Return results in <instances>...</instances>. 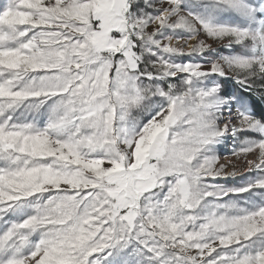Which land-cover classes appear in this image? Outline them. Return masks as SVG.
Wrapping results in <instances>:
<instances>
[{
  "label": "snow or ice",
  "instance_id": "6c2138e0",
  "mask_svg": "<svg viewBox=\"0 0 264 264\" xmlns=\"http://www.w3.org/2000/svg\"><path fill=\"white\" fill-rule=\"evenodd\" d=\"M229 74L264 99V0H6L0 264H264V111ZM228 138L257 159L207 183Z\"/></svg>",
  "mask_w": 264,
  "mask_h": 264
},
{
  "label": "rangeland",
  "instance_id": "374dc122",
  "mask_svg": "<svg viewBox=\"0 0 264 264\" xmlns=\"http://www.w3.org/2000/svg\"><path fill=\"white\" fill-rule=\"evenodd\" d=\"M5 2L6 0H0V6H2ZM197 38L198 39L197 41H195V44L203 39L206 41V43L211 45L212 49H214L215 52L220 54H228V52L225 50V45L227 44V40L216 41L206 38L203 34L197 36ZM186 41L188 44V42L191 40H187V35L185 34L184 39L179 40V45L185 47V50L187 51ZM174 43L176 42L174 41ZM208 58L213 59L215 58V56L212 55L209 56ZM188 59L198 61L200 57H191V58L187 56L180 57V61H186ZM204 66L206 68L208 67V65H204ZM220 82L223 84L226 90L236 92L237 94H242L245 100L255 111L257 112L264 111V99H261L255 93L243 92V90H241L239 88V85L235 82L234 78L232 77V74H229L227 78H220ZM234 122L238 123V121H234ZM236 147H238V144L234 142L231 138L226 139L217 147V155L219 158L217 162V168H219L220 165H226L224 169L225 172L236 171L238 175L235 178L233 177L224 178L222 176L213 179L212 177H206L205 180L207 183H216L225 187L235 186L241 182V177L247 175L244 169V164L246 163V160L257 159L258 153L256 154L249 153L246 158L243 155L237 156L233 154V149ZM224 199H227V197H225Z\"/></svg>",
  "mask_w": 264,
  "mask_h": 264
},
{
  "label": "bare ground",
  "instance_id": "6f19581e",
  "mask_svg": "<svg viewBox=\"0 0 264 264\" xmlns=\"http://www.w3.org/2000/svg\"><path fill=\"white\" fill-rule=\"evenodd\" d=\"M197 39H198V38L196 37L195 40H191V41H189L188 44H195V41H197Z\"/></svg>",
  "mask_w": 264,
  "mask_h": 264
}]
</instances>
